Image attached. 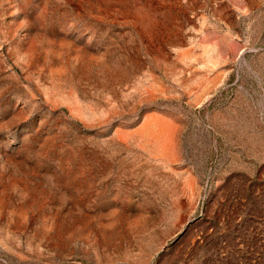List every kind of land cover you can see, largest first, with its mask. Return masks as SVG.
<instances>
[{"label":"rangeland","instance_id":"374dc122","mask_svg":"<svg viewBox=\"0 0 264 264\" xmlns=\"http://www.w3.org/2000/svg\"><path fill=\"white\" fill-rule=\"evenodd\" d=\"M0 264H264V0H0Z\"/></svg>","mask_w":264,"mask_h":264}]
</instances>
